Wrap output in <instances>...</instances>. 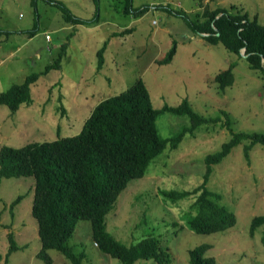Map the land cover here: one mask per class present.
Here are the masks:
<instances>
[{
	"label": "rangeland",
	"instance_id": "rangeland-1",
	"mask_svg": "<svg viewBox=\"0 0 264 264\" xmlns=\"http://www.w3.org/2000/svg\"><path fill=\"white\" fill-rule=\"evenodd\" d=\"M57 1L81 18L93 16L98 8V24L70 23L55 0H0V91L22 82L29 73H38L30 84L28 103L13 113L0 103V145L20 146L76 134L99 100L126 88L137 77L145 81L155 107L165 102L175 105L186 97L195 111L215 121L188 128L187 115L159 113L156 127L161 136L186 130L175 147L167 145L143 176L129 180L120 191L106 214L107 229L126 243L156 234L168 248L166 263L137 259L134 264H190L189 248L202 242L210 244L206 254L213 255L216 264H264V222L250 229L252 217L264 214L263 144L254 143L246 156L249 139H242L211 165L206 185L234 212L233 225L195 232L187 220L195 212L191 204L198 192L177 200L165 199L162 193L163 189L200 187L205 155L220 149L232 132H264L261 70L250 67L244 49L238 54L220 41L211 43L193 28L191 21L202 18L200 0H131L132 5L149 3L151 10L139 15L123 11L126 0ZM203 3L226 8L234 3L249 15L257 14L264 24V0ZM126 27L130 29L114 34ZM30 30L34 32L29 34ZM64 41L67 49L60 66L46 69L56 61ZM104 42L99 67L97 49ZM173 45L171 59L157 62ZM229 65L233 82L222 90L214 76ZM33 194V175L0 180V253L5 257L9 232L18 246L4 264H72L55 248L47 250L50 262L37 254L41 242L31 213ZM18 195L20 200L10 208ZM68 243L74 251L85 252L84 264H123L99 249L87 219L78 221Z\"/></svg>",
	"mask_w": 264,
	"mask_h": 264
},
{
	"label": "trees",
	"instance_id": "trees-1",
	"mask_svg": "<svg viewBox=\"0 0 264 264\" xmlns=\"http://www.w3.org/2000/svg\"><path fill=\"white\" fill-rule=\"evenodd\" d=\"M63 10L65 20L70 23L98 24V8L93 16L81 18L75 16L68 7L55 0ZM97 3L98 0H95ZM202 18L192 20V26L211 43L218 41L238 54L246 57L252 68L260 69L264 77V24L257 14L249 15L239 6L230 8L204 5L200 0ZM148 2L132 5L126 0L123 11H132L139 15L151 10ZM156 5H160L157 3ZM236 8V9H234ZM130 29L123 28L119 32ZM34 31L30 30L29 34ZM70 34V33H69ZM107 42L97 49L98 66L103 63V53ZM67 41L60 45L56 61L46 66H60L65 55ZM175 45L169 52L156 58L157 62L171 59ZM38 77L37 72L26 75L20 83H13L0 91V103L8 106L11 113L22 103L30 100V84ZM220 89L233 82L232 66L218 71L214 76ZM167 111L185 114L194 128L206 121H215L195 111L186 97L172 105L163 103L155 107L145 81L137 77L126 88L99 100L85 118L78 133L57 139L31 141L20 146L0 145V180L4 176L33 175L34 194L31 213L37 221V231L41 246L37 254L50 262L47 252L55 248L65 253L72 264H84L85 252L74 251L68 243L77 223L87 219L90 223L92 239L99 249L118 258L123 264H134L137 259H151L153 262L166 263L169 251L160 242L158 235L148 234L130 243L117 239L108 229L106 214L113 208L118 194L129 180L145 174L150 161L168 145L175 147L186 128L171 136H161L156 127L159 113ZM227 127L229 116L225 112ZM242 139H249L244 152L254 143L264 145V132H232L228 141L215 152L204 157L205 172L200 187L191 189H163L162 193L171 200H177L189 194H196L191 204L195 212L190 214L187 225L195 232H213L222 230L236 221L234 212L220 202L221 195L211 190L206 182L212 171V164L219 162ZM199 188L201 190L199 191ZM16 196L10 208L19 201ZM264 222V214L252 217L251 231ZM264 242V234L261 237ZM8 249L5 257L0 253V264H4L9 253L18 246L13 234L8 233ZM210 247L207 242L189 248L190 264H216L213 255L206 254Z\"/></svg>",
	"mask_w": 264,
	"mask_h": 264
},
{
	"label": "built area",
	"instance_id": "built-area-1",
	"mask_svg": "<svg viewBox=\"0 0 264 264\" xmlns=\"http://www.w3.org/2000/svg\"><path fill=\"white\" fill-rule=\"evenodd\" d=\"M46 37H47V38H49V35H48V34H46Z\"/></svg>",
	"mask_w": 264,
	"mask_h": 264
},
{
	"label": "crops",
	"instance_id": "crops-1",
	"mask_svg": "<svg viewBox=\"0 0 264 264\" xmlns=\"http://www.w3.org/2000/svg\"><path fill=\"white\" fill-rule=\"evenodd\" d=\"M114 32H119V31H114ZM50 38V37H49Z\"/></svg>",
	"mask_w": 264,
	"mask_h": 264
},
{
	"label": "water",
	"instance_id": "water-1",
	"mask_svg": "<svg viewBox=\"0 0 264 264\" xmlns=\"http://www.w3.org/2000/svg\"><path fill=\"white\" fill-rule=\"evenodd\" d=\"M242 49H244V47Z\"/></svg>",
	"mask_w": 264,
	"mask_h": 264
}]
</instances>
